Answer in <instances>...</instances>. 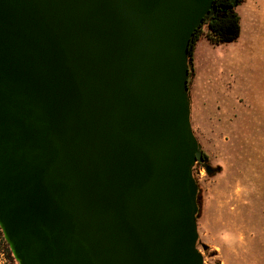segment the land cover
<instances>
[{"label":"water","instance_id":"95a60500","mask_svg":"<svg viewBox=\"0 0 264 264\" xmlns=\"http://www.w3.org/2000/svg\"><path fill=\"white\" fill-rule=\"evenodd\" d=\"M214 3L0 0V227L19 264H206L189 57Z\"/></svg>","mask_w":264,"mask_h":264},{"label":"rangeland","instance_id":"374dc122","mask_svg":"<svg viewBox=\"0 0 264 264\" xmlns=\"http://www.w3.org/2000/svg\"><path fill=\"white\" fill-rule=\"evenodd\" d=\"M236 9L238 40L214 44L203 26L189 79L192 127L208 156L193 168L198 247L206 263L264 264V0ZM6 245L0 264H19Z\"/></svg>","mask_w":264,"mask_h":264},{"label":"trees","instance_id":"16d2710c","mask_svg":"<svg viewBox=\"0 0 264 264\" xmlns=\"http://www.w3.org/2000/svg\"><path fill=\"white\" fill-rule=\"evenodd\" d=\"M215 10L212 14L205 18L203 24L195 31L190 45L189 70L190 77L193 76L194 52L198 41L203 34V26L207 25V36L214 44L228 43L238 40L241 34V16L236 9V4L233 0H215ZM191 79V78H190ZM190 82V80H189ZM205 161L201 163L206 165L208 156L204 152ZM3 232V231H2ZM4 234V233H3ZM5 239V236H4ZM8 257L12 261L17 259L14 257L11 247L7 240Z\"/></svg>","mask_w":264,"mask_h":264},{"label":"built area","instance_id":"2783aa9c","mask_svg":"<svg viewBox=\"0 0 264 264\" xmlns=\"http://www.w3.org/2000/svg\"><path fill=\"white\" fill-rule=\"evenodd\" d=\"M5 239L4 238H0V262H2L3 260H5V247H4V243H5Z\"/></svg>","mask_w":264,"mask_h":264},{"label":"flooded vegetation","instance_id":"af4514ba","mask_svg":"<svg viewBox=\"0 0 264 264\" xmlns=\"http://www.w3.org/2000/svg\"><path fill=\"white\" fill-rule=\"evenodd\" d=\"M242 1H243V0H233V2H237V3H236V6H238ZM214 10H215V8H214ZM207 250H208V249H207ZM207 250H204V251L206 252ZM202 253H203V252H202ZM216 263H218V262L206 263V264H216Z\"/></svg>","mask_w":264,"mask_h":264}]
</instances>
